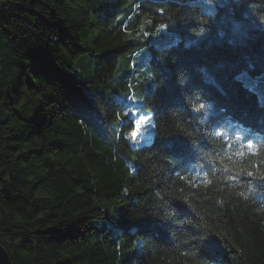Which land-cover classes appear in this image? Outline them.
I'll return each mask as SVG.
<instances>
[{
    "label": "trees",
    "instance_id": "trees-1",
    "mask_svg": "<svg viewBox=\"0 0 264 264\" xmlns=\"http://www.w3.org/2000/svg\"><path fill=\"white\" fill-rule=\"evenodd\" d=\"M193 1L0 0V243L14 264H264V104L237 76L264 79V0H207L211 14ZM165 30L176 39L155 47ZM142 46L155 127L133 144L135 99L117 89ZM86 53L98 62L81 73Z\"/></svg>",
    "mask_w": 264,
    "mask_h": 264
},
{
    "label": "rangeland",
    "instance_id": "rangeland-1",
    "mask_svg": "<svg viewBox=\"0 0 264 264\" xmlns=\"http://www.w3.org/2000/svg\"><path fill=\"white\" fill-rule=\"evenodd\" d=\"M194 4L198 5L199 9L204 14H211L216 6L214 3L207 1V0H194ZM100 32V29L98 27H95L87 33L86 36H81L80 41L83 46H86L87 44H90V41L98 35ZM150 32L148 30L143 31V36L150 37ZM172 33L168 30H165L162 37H165V40L160 43L156 39L159 37V34L157 33L155 35V40H153L154 37H151V40H153V44L155 47L159 48L162 45H168V43H173L176 38H172ZM128 37H131V39H139L141 38L140 33L129 30L128 31ZM150 47L149 46H142L135 51L131 53L130 63L129 66L133 69V74L128 78V84L124 85L121 88H118V92L121 94H132L135 103H136V111L139 114H142V116H147L150 119V123H141V132L140 130L137 131L138 133L134 137L133 131L128 135L130 142L133 144L136 143H146L148 142L153 135L154 127H151L153 125L152 119H151V112L145 108L141 107V99L142 95L141 92H148L151 88V80H152V73L150 68ZM98 62V58L93 57L89 54H82L77 60L76 65L79 68V71L81 73L88 72L90 68L95 67L96 63ZM123 64V63H122ZM124 65V64H123ZM239 78H241L246 86L255 91L258 95V98L261 100H264V79H261L260 76H251L245 71H241L237 74ZM135 83V85L133 84ZM107 87H102L101 91H105ZM124 103L126 104V99H122ZM131 106V104H130ZM129 107V106H128ZM128 109H131L129 107ZM133 119H137L135 122L139 121L141 118L133 117ZM137 128V127H136Z\"/></svg>",
    "mask_w": 264,
    "mask_h": 264
},
{
    "label": "snow or ice",
    "instance_id": "snow-or-ice-1",
    "mask_svg": "<svg viewBox=\"0 0 264 264\" xmlns=\"http://www.w3.org/2000/svg\"><path fill=\"white\" fill-rule=\"evenodd\" d=\"M261 103L264 104V100H261ZM207 105L203 102H201L198 106L197 109H195L197 112L206 109ZM145 122V123H150V119L145 115L142 116L141 119L139 121L136 122V126L137 128H141V123ZM123 126V125H122ZM151 127H155V125H151ZM136 132H133V136H136ZM189 139H190V154L191 155H195L197 157H200L202 155V153L205 151V148L203 147V145L201 144V142L199 140L193 139L191 138V135L189 134ZM244 147H246L249 151H251L253 154H256V152H258V148L257 146L253 143L251 138H247L245 140V143L243 145ZM249 176H253L252 172H248L247 173ZM261 180H264V175L259 177Z\"/></svg>",
    "mask_w": 264,
    "mask_h": 264
},
{
    "label": "water",
    "instance_id": "water-1",
    "mask_svg": "<svg viewBox=\"0 0 264 264\" xmlns=\"http://www.w3.org/2000/svg\"><path fill=\"white\" fill-rule=\"evenodd\" d=\"M0 264H14L5 250L4 246L0 243Z\"/></svg>",
    "mask_w": 264,
    "mask_h": 264
},
{
    "label": "built area",
    "instance_id": "built-area-1",
    "mask_svg": "<svg viewBox=\"0 0 264 264\" xmlns=\"http://www.w3.org/2000/svg\"><path fill=\"white\" fill-rule=\"evenodd\" d=\"M133 132H137V129L135 128V129L133 130Z\"/></svg>",
    "mask_w": 264,
    "mask_h": 264
}]
</instances>
